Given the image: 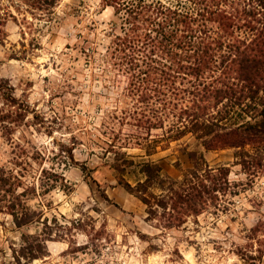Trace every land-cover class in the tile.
I'll return each mask as SVG.
<instances>
[{"label": "rangeland", "instance_id": "1", "mask_svg": "<svg viewBox=\"0 0 264 264\" xmlns=\"http://www.w3.org/2000/svg\"><path fill=\"white\" fill-rule=\"evenodd\" d=\"M108 2L58 0L46 23L19 1L0 0V81L16 100L10 107L0 96V170L22 174L30 189L26 203L42 212L39 222L20 230L0 213V264H14L21 232L41 231L52 233L48 254L31 264H248L247 256L264 246V176L248 177L233 165L234 150L204 152L209 166L229 167L230 181L243 184L230 210L172 230L147 219L146 207L106 162L103 126L121 90L101 76L99 65L117 21ZM186 144L195 149L186 136L144 158L177 179L192 168ZM123 152L143 156L137 148ZM52 174L64 181L47 191Z\"/></svg>", "mask_w": 264, "mask_h": 264}, {"label": "trees", "instance_id": "2", "mask_svg": "<svg viewBox=\"0 0 264 264\" xmlns=\"http://www.w3.org/2000/svg\"><path fill=\"white\" fill-rule=\"evenodd\" d=\"M17 1L33 19L46 23L58 2ZM108 3L117 21L99 65L101 76L121 90L103 126L109 136L101 142L109 156L106 162L124 189L146 207L147 219L163 230L230 210L231 198L243 184L230 181L229 167L209 166L204 152L234 150L233 165L248 177L264 176V0ZM90 61L95 63V58L89 56ZM5 90L9 88L0 81L1 98L15 106ZM186 136L194 140L195 149L187 151L186 144L192 168L180 178L165 175L158 163L144 158ZM129 148L143 156L136 160L123 152ZM42 175L49 173L42 170ZM52 175L55 181L47 191L64 181ZM22 177L0 170V213L10 215L18 230L42 219V212L24 199L30 189ZM251 231L256 236L260 232ZM51 238L50 231L21 232L19 248L12 250L14 264L43 259ZM258 254L247 256L248 264L262 260L264 246Z\"/></svg>", "mask_w": 264, "mask_h": 264}]
</instances>
